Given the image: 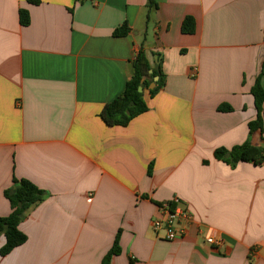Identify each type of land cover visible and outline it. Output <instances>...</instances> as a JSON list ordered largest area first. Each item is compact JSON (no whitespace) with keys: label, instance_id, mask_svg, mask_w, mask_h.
I'll list each match as a JSON object with an SVG mask.
<instances>
[{"label":"crops","instance_id":"0c3cea01","mask_svg":"<svg viewBox=\"0 0 264 264\" xmlns=\"http://www.w3.org/2000/svg\"><path fill=\"white\" fill-rule=\"evenodd\" d=\"M40 1L0 0V216L15 178L48 194L0 264H101L120 231L111 264H264V165L215 158L248 139L263 146L264 126L250 136L248 125L264 0H156L149 19L148 0ZM125 22L129 36L114 37ZM141 46L152 65L163 57L166 84L147 113L109 127L100 115ZM175 200L193 219L168 241L153 222Z\"/></svg>","mask_w":264,"mask_h":264},{"label":"trees","instance_id":"16d2710c","mask_svg":"<svg viewBox=\"0 0 264 264\" xmlns=\"http://www.w3.org/2000/svg\"><path fill=\"white\" fill-rule=\"evenodd\" d=\"M85 0H77L83 3ZM30 4L38 5L40 0H28ZM158 7L156 0H148L147 18H150V12ZM20 23L22 26H29L30 16L26 10L20 11ZM182 31L185 34H194L196 31L195 20L187 17L182 25ZM131 28L128 22L115 29L113 36L116 38L128 37ZM156 57L152 65L147 58L146 52L141 46L136 58L132 62V77L126 84L124 92L108 103L102 113L101 119L109 127H127L135 118L147 113L149 105L146 97L154 98L165 86L166 76L163 72V57L154 54ZM153 71L151 74L150 71ZM159 77L156 87L150 90V85L154 82V78ZM264 77V64L261 73L256 78L255 84L251 89V94L255 100L257 110L256 118L248 125L250 136L256 131H263L264 126V86L262 80ZM145 78L143 84L144 91L139 92L142 79ZM219 111L228 112L232 108L228 105L220 106ZM263 146L257 147L248 139L245 143L235 146L228 150L220 148L215 151V158L222 161L232 168L239 163H252L256 166L264 165V138L262 137ZM152 171V165L149 168V174ZM5 197L11 205V213L8 216H0V236L4 235L6 239L5 245L1 248V256L9 255L13 250L22 246L27 242V236L20 230V224L27 218L32 208L36 207L47 198L48 194L41 190L32 182L22 179H14L13 187L4 192ZM121 231L116 236L112 249L105 255L101 264H111L115 256L121 254L120 247Z\"/></svg>","mask_w":264,"mask_h":264},{"label":"built area","instance_id":"2783aa9c","mask_svg":"<svg viewBox=\"0 0 264 264\" xmlns=\"http://www.w3.org/2000/svg\"><path fill=\"white\" fill-rule=\"evenodd\" d=\"M179 201L167 202L161 205L162 217L153 222V229L157 234L162 233L163 238L168 241H174L183 237L186 229L181 225L182 221H191L192 215L189 211L178 206ZM207 242L214 246L220 247L222 240L208 238Z\"/></svg>","mask_w":264,"mask_h":264},{"label":"water","instance_id":"95a60500","mask_svg":"<svg viewBox=\"0 0 264 264\" xmlns=\"http://www.w3.org/2000/svg\"><path fill=\"white\" fill-rule=\"evenodd\" d=\"M150 73L152 74L153 71L151 70ZM159 81V77L154 78V82L150 85V90H153L156 87V83ZM145 82V78L142 79L141 86L139 88V92L142 93L144 91L143 84Z\"/></svg>","mask_w":264,"mask_h":264}]
</instances>
